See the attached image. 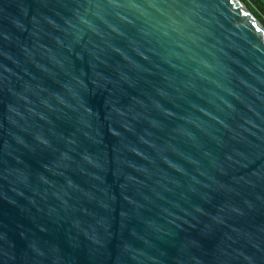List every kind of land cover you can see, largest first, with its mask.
I'll return each mask as SVG.
<instances>
[{
  "label": "water",
  "instance_id": "1",
  "mask_svg": "<svg viewBox=\"0 0 264 264\" xmlns=\"http://www.w3.org/2000/svg\"><path fill=\"white\" fill-rule=\"evenodd\" d=\"M0 264H264L242 0H0Z\"/></svg>",
  "mask_w": 264,
  "mask_h": 264
},
{
  "label": "trees",
  "instance_id": "2",
  "mask_svg": "<svg viewBox=\"0 0 264 264\" xmlns=\"http://www.w3.org/2000/svg\"><path fill=\"white\" fill-rule=\"evenodd\" d=\"M242 1L264 24V0H242Z\"/></svg>",
  "mask_w": 264,
  "mask_h": 264
}]
</instances>
